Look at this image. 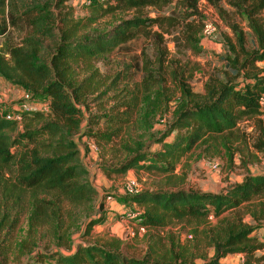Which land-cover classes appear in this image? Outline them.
I'll return each mask as SVG.
<instances>
[{
	"label": "trees",
	"instance_id": "16d2710c",
	"mask_svg": "<svg viewBox=\"0 0 264 264\" xmlns=\"http://www.w3.org/2000/svg\"><path fill=\"white\" fill-rule=\"evenodd\" d=\"M67 1L0 0V36L6 37L0 49V78L29 94L31 104L45 101L40 109L23 111L21 120H8L0 111V237L4 232L9 237L22 215L27 221L26 236L14 256L31 258L23 264H225L222 259L233 253L244 255L241 264H264V237L259 235L264 229V172L248 175L218 194L179 188L126 191V196L119 197L122 209L141 210L138 227L149 232L180 222L207 225L212 218L218 219L216 226L204 232L214 251L210 259L185 251H164L162 256L153 251L156 258L151 254L136 257L112 244L86 241L107 216L104 204L98 203L99 192L79 141L87 135L97 143H109L141 121L151 127L158 107L154 96L160 94L156 88L167 81L159 73L165 67L162 50L158 70L145 62L140 86L130 90L125 100L115 95L118 104L90 117L89 125L104 124L105 128L86 132L90 103L118 87V79L110 81L97 62L128 49L141 35L157 36L160 44L163 36L152 29L169 33L167 29L180 24L185 26L187 48L198 52L204 23L198 17L200 0H88L84 7L91 14L83 17H76ZM207 1L221 12L223 0ZM226 1L246 19L252 47L247 46L244 31L231 26L235 39L226 37V68L211 74L201 92L193 90L187 66L173 69L172 80L182 96L166 130L146 144L143 138L125 143V159L101 165L107 175L131 169L174 173L194 148L208 144L226 148L232 159L230 144L245 141L240 123L246 120L254 121V150L264 154V107L260 104L264 75L258 65L264 61V20L260 18L264 0ZM173 3L186 8L185 16L145 15L150 8ZM129 11L135 12L133 17L109 30L96 25L99 18ZM104 109L101 104L99 111ZM95 205L99 212L93 216ZM80 227L82 238L76 241L73 230ZM44 240L48 245L39 249L38 241ZM8 259L0 242V264H8Z\"/></svg>",
	"mask_w": 264,
	"mask_h": 264
},
{
	"label": "rangeland",
	"instance_id": "374dc122",
	"mask_svg": "<svg viewBox=\"0 0 264 264\" xmlns=\"http://www.w3.org/2000/svg\"><path fill=\"white\" fill-rule=\"evenodd\" d=\"M87 1L68 0L67 5L73 7L76 17H83L91 14V11L84 7ZM220 5L222 7L221 12L207 0L199 1L198 11L200 15L198 17L204 24L199 33L201 49L198 52L187 48L183 33L185 26L180 24L172 29H167L169 33L164 32L159 27H154L152 31L158 32L163 36V42L160 44L157 36L150 35L148 37L147 35H141L127 46L128 49L115 51L97 62L100 71L110 76V81L114 78L118 79V87L112 89L99 100L90 103V110L86 114L89 118L85 120V124L88 122L85 127L86 132L92 129L105 128L104 124L99 126L89 125L90 121L93 120L90 117L109 110L112 106L118 104L119 100L117 98L119 96H121L120 99L124 98L125 100V96L128 95L130 90H136L144 76L141 67L147 62L157 69L160 58L159 53L162 50L166 52L165 67L161 68L159 73L167 81L156 88L160 94L154 96L158 102V107L151 117V127L144 125L145 122L141 121L130 127V131L124 137L116 138L109 143L104 141L97 143L95 139L87 135L79 141L83 158L86 160L91 172L92 181L99 192L98 203L104 204L103 211L107 216L106 222L102 225H96L91 235L85 238L86 241L103 245L112 244V246L117 247L118 250L123 251L125 254L136 257H145L151 254L156 258L157 255L153 254V251H158L160 256L164 254V251H175L176 253L185 251L189 253V256L193 252L197 256L206 254V258L210 259L214 251L206 242L204 232L216 226L218 219L212 218L207 225H200L196 222H180L160 231H141L136 220L140 214L135 216L140 210H135L134 207L129 206L126 210H119V207H117V205H120L119 197L127 195L126 191L130 184L129 182L132 180L138 183V190L165 191L191 188L204 193L218 194L225 191L229 186L242 183L248 175L264 172V154L255 151L253 147V140L256 136L253 120H246L240 123L241 132L244 133L246 142L236 141L230 144L233 153L232 159L226 148L208 144L194 148L182 159L174 173L144 170L138 172L136 169H131L126 174L109 176L101 168L102 164H113L125 159L127 151L125 148L123 149V145L132 143V138L137 140L143 138L142 141L146 144L150 139L159 137L166 130L182 96L176 83L172 80L173 69L187 66L186 75L190 72L192 73L191 85L193 90L201 92L211 74L226 68L225 58L228 55L226 37H229L233 42L235 39L231 26L240 27L246 34L247 46L249 48L252 47L253 35L247 26L246 19L226 0L221 1ZM134 14L135 12L133 11L117 12L113 15L99 18L96 25L100 30H109L122 20L133 17ZM184 14H186V8L183 9L182 6H177L174 3L162 9L150 8L145 11V15L148 17L156 15L182 17L185 16ZM260 18L264 20V10L260 14ZM208 21H212L216 26V32L211 38H206L203 34L205 23ZM5 40L6 37L0 36V49L3 47ZM258 65L264 75V61L258 62ZM17 88L0 78V107L11 109L15 105L27 104L29 106L32 103L31 98L16 95ZM115 95H118V97L116 98ZM36 102L41 105L45 104V101L42 100H37ZM101 104H103L105 109L100 112L99 107ZM41 107L45 110L48 108L47 106ZM149 131L150 133H148ZM202 153L203 156L199 158ZM98 212V207L95 205L93 216H96L94 213ZM25 216L26 214L22 215L18 226L9 237L5 235V232L0 237V242L9 256L8 264H23L31 260L27 256L17 259V256H14L13 253L17 244L26 236L27 221ZM245 219L247 221L251 220L249 216H246ZM85 220L86 218H84L83 223ZM73 233L76 241H79V238H82L83 228H76ZM259 233L260 237H264V229ZM3 240L5 241L3 242ZM38 245L39 249H44L48 242L45 240L38 241ZM243 258V254L232 253L222 259V262L225 264H241ZM195 259L198 263L203 262L200 257ZM45 264L55 263L46 262Z\"/></svg>",
	"mask_w": 264,
	"mask_h": 264
},
{
	"label": "built area",
	"instance_id": "2783aa9c",
	"mask_svg": "<svg viewBox=\"0 0 264 264\" xmlns=\"http://www.w3.org/2000/svg\"><path fill=\"white\" fill-rule=\"evenodd\" d=\"M216 32V26L214 25V23L212 21H208L205 23L204 29H203V34L206 38H211L213 36V34ZM24 97L26 98H30L29 94H24ZM260 104L262 107H264V95L260 98ZM40 109L39 104L38 103H33L30 104L29 106H27V104H23V105H15L13 106V108L11 109H7L5 107H0V111L1 113H3L5 115V118L8 120H21V113L23 111L26 110H37ZM129 186L127 188V191L130 194L133 193H137L140 190H138V183L135 180H132L129 182ZM141 213L140 212L136 213L135 216L139 215ZM141 231H144L145 228H140Z\"/></svg>",
	"mask_w": 264,
	"mask_h": 264
},
{
	"label": "crops",
	"instance_id": "0c3cea01",
	"mask_svg": "<svg viewBox=\"0 0 264 264\" xmlns=\"http://www.w3.org/2000/svg\"><path fill=\"white\" fill-rule=\"evenodd\" d=\"M24 94H26V92H24L22 89L17 88L16 95L24 96ZM117 207H119V210L123 211L122 206L117 205Z\"/></svg>",
	"mask_w": 264,
	"mask_h": 264
}]
</instances>
